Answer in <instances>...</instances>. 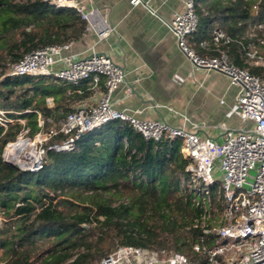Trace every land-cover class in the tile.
I'll return each mask as SVG.
<instances>
[{"label":"trees","instance_id":"obj_1","mask_svg":"<svg viewBox=\"0 0 264 264\" xmlns=\"http://www.w3.org/2000/svg\"><path fill=\"white\" fill-rule=\"evenodd\" d=\"M192 2L197 28L188 43L194 52L218 56L210 40L220 30L229 40L220 46L229 61L264 80V67L248 64L252 50H264V0ZM85 24L75 9H55L49 0H0V264H98L121 247L175 252L207 264L193 246L220 220L222 206L216 188L209 190L208 205L187 185L189 161L180 140H145L115 121L81 137L71 151L48 149L67 139L51 135L41 144L42 166L35 172L4 162L8 144L25 131L33 138L43 129L58 130L94 93L86 83L79 88L46 76L5 77L8 64L39 48L79 41ZM17 32L23 38L9 44ZM61 197L79 209L60 213ZM209 236L206 247L214 244Z\"/></svg>","mask_w":264,"mask_h":264},{"label":"built area","instance_id":"obj_2","mask_svg":"<svg viewBox=\"0 0 264 264\" xmlns=\"http://www.w3.org/2000/svg\"><path fill=\"white\" fill-rule=\"evenodd\" d=\"M49 1L55 9L77 11L86 23L83 36L94 34L102 40L112 31L105 21L99 19L96 11H85L77 0ZM148 2L149 0H129L133 7H148ZM168 26L177 47L196 69L221 73L228 78L231 86L237 88L234 113L245 124L244 128L230 129L221 124L218 126L221 137L213 141L198 133L172 128L163 121L140 120L126 110H116L110 98L125 79L122 69L110 57L95 52L92 47L76 50L75 43L78 41L47 46L24 54L18 62L6 68L4 76H46L79 88L86 83L93 94L99 87L103 88L95 102L81 101L66 116L58 130L50 131L48 138L57 133L67 136L64 142L48 147L56 152L74 150L81 137L115 121L127 124L145 140H180L181 153L189 161L185 171L193 189L209 205V190L216 188L222 206L220 222H214L215 225L210 230H203L201 244L194 245L193 252L204 253L207 264H264V80L247 70L237 68L229 61L220 50V46L227 44L229 40L220 30H214L210 40L219 52L218 56L201 57L194 52L188 43L189 37L197 28L192 0H185L184 10L174 14ZM199 46L206 48L207 42L202 41ZM260 56L256 49L248 54L250 61L256 65ZM77 93L80 94L81 91L77 90ZM47 104L51 106V99H47ZM2 114L0 111V115ZM39 125L42 127V120ZM48 138H44V142ZM8 145L10 147L12 143ZM43 154V148L39 149L36 160L28 171L35 172L41 168ZM3 157L4 160H9L4 155ZM251 172H255V177L250 176ZM195 204L200 205L198 201ZM207 217L204 214L202 222ZM209 235L214 236V244L206 247L204 241ZM98 264L193 263L183 255L164 250L121 247Z\"/></svg>","mask_w":264,"mask_h":264},{"label":"crops","instance_id":"obj_3","mask_svg":"<svg viewBox=\"0 0 264 264\" xmlns=\"http://www.w3.org/2000/svg\"><path fill=\"white\" fill-rule=\"evenodd\" d=\"M77 3L85 11H96L112 28L102 40L84 35L75 47H92L122 69L125 79L111 95L113 108L213 141L221 137V124L236 130L245 127L234 113L237 88L221 73L196 69L177 47L168 25L184 10L185 0H149V8L133 7L129 0ZM102 89L86 101L95 102Z\"/></svg>","mask_w":264,"mask_h":264},{"label":"rangeland","instance_id":"obj_4","mask_svg":"<svg viewBox=\"0 0 264 264\" xmlns=\"http://www.w3.org/2000/svg\"><path fill=\"white\" fill-rule=\"evenodd\" d=\"M23 33L22 32H17L16 34H15V36L9 41V44H11L10 42H15V41H18V40H20V39H22L23 38ZM261 59L260 60H258V64L256 65L253 61H250V62H248V64H249V66H259V67H264V50H262V54H261ZM8 66H9V64H8ZM7 66V67H8ZM21 123H24V121H21ZM51 128V127H50ZM51 130H55V129H53V128H51L50 129V131ZM48 134L49 133H47L46 132V130H42L41 132H39L37 135H35L33 138H29V136L26 134V131L22 134V135H20L19 137H18V139L15 141V142H13L12 144H17V143H23L24 145H25V147H23V149H21L19 152H21L22 154H19V161H23V153H25V151L26 152H28L29 151V147L32 149V151H34V153L36 154L37 152H38V150L39 149H41L42 147H41V144L42 143H45L44 142V138H48ZM9 146V145H8ZM6 147L5 148V151H4V156L8 159L9 158V160L10 161H12L14 164H17L21 169H28L29 167H31L29 164L28 165H20L19 163H17V161H13V159L9 156V155H7L8 153L6 152L8 149H9V147ZM9 156V157H8ZM250 176L251 177H255V172H251L250 173ZM185 181H186V183H187V185H189L191 188H193V184L191 183V181H190V179L187 177V178H185ZM56 209L60 212V213H62V214H64V215H66V214H70V213H72V212H74L75 210H78L79 208H71L69 205H68V203H66V200L64 199V198H58V200H57V202H56ZM220 222V220H218V221H216L215 223L216 224H218ZM168 253H172V254H174L175 252H168ZM175 254H177V253H175ZM183 256H185V255H183ZM186 257V256H185ZM189 261H190V263L192 262L191 261V258L190 257H186Z\"/></svg>","mask_w":264,"mask_h":264},{"label":"bare ground","instance_id":"obj_5","mask_svg":"<svg viewBox=\"0 0 264 264\" xmlns=\"http://www.w3.org/2000/svg\"><path fill=\"white\" fill-rule=\"evenodd\" d=\"M23 147H25V145L23 143H17V144H12L10 145L9 149L6 151L12 159L13 161H17V163H19L20 165H30L32 166L33 163L36 160V154L34 153V151H32V149L29 147V151L25 153H23L24 157H23V161H19V154H22L21 152H19L21 149H23ZM8 156V157H9Z\"/></svg>","mask_w":264,"mask_h":264},{"label":"water","instance_id":"obj_6","mask_svg":"<svg viewBox=\"0 0 264 264\" xmlns=\"http://www.w3.org/2000/svg\"><path fill=\"white\" fill-rule=\"evenodd\" d=\"M4 162L10 166H12L14 169H17V170H22V171H28L27 169H21L17 164H14L12 161L10 160H4ZM82 227L86 228L87 226L86 225H82Z\"/></svg>","mask_w":264,"mask_h":264}]
</instances>
